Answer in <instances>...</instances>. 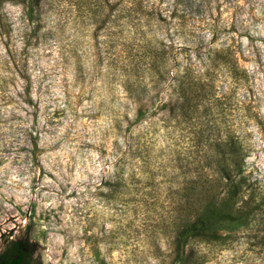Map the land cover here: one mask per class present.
<instances>
[{"label": "rangeland", "instance_id": "1", "mask_svg": "<svg viewBox=\"0 0 264 264\" xmlns=\"http://www.w3.org/2000/svg\"><path fill=\"white\" fill-rule=\"evenodd\" d=\"M26 1L0 0V248L264 264V0ZM232 35L240 79L214 56ZM203 208L247 225L177 244Z\"/></svg>", "mask_w": 264, "mask_h": 264}, {"label": "trees", "instance_id": "2", "mask_svg": "<svg viewBox=\"0 0 264 264\" xmlns=\"http://www.w3.org/2000/svg\"><path fill=\"white\" fill-rule=\"evenodd\" d=\"M25 10L27 16L30 18L33 10L32 0L25 2ZM186 16H181V18ZM227 40L229 42L222 45V48L214 56L219 59L218 62H220L221 67L228 69L227 72L233 78L240 79L245 77L247 70L240 63L241 51L237 50L235 46L234 36H230ZM202 41L203 39H198L200 44L193 49L194 52L201 50ZM213 60L216 59L213 58ZM210 62H212L210 56L204 59L205 64ZM247 222L248 217L243 212L234 213L220 208H203L201 212L197 213L195 217L184 225L185 227L176 239V242L180 245L181 243L182 245H186L188 242L198 239L205 242L215 241L224 235L241 231L246 227ZM260 244L264 249V236H262Z\"/></svg>", "mask_w": 264, "mask_h": 264}, {"label": "flooded vegetation", "instance_id": "3", "mask_svg": "<svg viewBox=\"0 0 264 264\" xmlns=\"http://www.w3.org/2000/svg\"><path fill=\"white\" fill-rule=\"evenodd\" d=\"M0 248V264H43L36 246L27 237L5 240Z\"/></svg>", "mask_w": 264, "mask_h": 264}]
</instances>
